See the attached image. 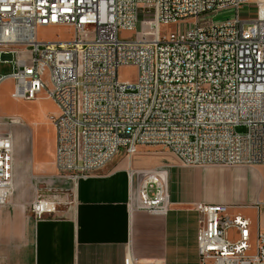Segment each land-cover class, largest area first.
<instances>
[{
    "label": "built area",
    "instance_id": "2783aa9c",
    "mask_svg": "<svg viewBox=\"0 0 264 264\" xmlns=\"http://www.w3.org/2000/svg\"><path fill=\"white\" fill-rule=\"evenodd\" d=\"M191 18L194 26L183 25ZM169 24L177 30H164ZM40 26H72L74 35L42 41ZM123 29H138L141 38L122 39ZM0 63L11 65L0 84L14 80V99L45 91L57 103L55 167L74 183L143 145L164 146L189 166L264 165V0H0ZM127 65L138 69L133 82L119 78ZM5 124L0 207L14 190L11 128L25 122L8 116ZM128 174L134 207L167 214L163 171ZM56 190L35 187V219L57 212L61 201L47 195ZM232 207L195 204L198 264H264V228ZM127 264L164 263L129 257Z\"/></svg>",
    "mask_w": 264,
    "mask_h": 264
},
{
    "label": "crops",
    "instance_id": "0c3cea01",
    "mask_svg": "<svg viewBox=\"0 0 264 264\" xmlns=\"http://www.w3.org/2000/svg\"><path fill=\"white\" fill-rule=\"evenodd\" d=\"M11 129L15 189L11 202L0 207V264H127L129 257L198 264V202L232 205L231 212L264 228V205L255 207L264 202V165L189 166L169 156L154 168L163 171L170 209L152 214L132 204L136 183L129 178L127 158L74 183L57 173L55 127L49 169L40 133L26 124ZM39 181L57 189L47 195L61 201L57 212L43 219H35L31 201L20 196Z\"/></svg>",
    "mask_w": 264,
    "mask_h": 264
},
{
    "label": "rangeland",
    "instance_id": "374dc122",
    "mask_svg": "<svg viewBox=\"0 0 264 264\" xmlns=\"http://www.w3.org/2000/svg\"><path fill=\"white\" fill-rule=\"evenodd\" d=\"M224 13L218 15L215 20L224 18ZM147 18H151V15H147ZM211 17L209 15L202 16L200 23H207ZM183 25L194 26L195 19H188ZM178 28L177 24H169L164 26V30L167 32H174ZM145 30V28H143ZM74 35V28L72 26H40L37 30V36L42 41H67L71 40ZM122 39H131L134 37L141 38V33L137 30L123 29L119 33ZM11 72V65L0 63V73L8 74ZM138 69L136 66L127 65L122 66L119 69V78L123 81L133 82L137 79ZM46 79V76H45ZM14 91V80L12 78L5 79L0 84V130L3 132L8 129V125L5 124L8 120V116H19L33 131L40 133V147L42 150V158L46 163L51 161L52 152L55 147V131L52 123V115L59 112L57 103L47 95L45 91L41 92L36 98L31 100L26 99H14L12 93ZM238 131L244 130V127H238ZM169 156L176 157L169 149L161 145H143L138 148L136 154L127 156L124 153L117 155L113 160L127 158L131 165L130 169H153L159 164L168 160ZM51 168V165L46 166ZM142 175L139 176V179ZM138 180V179H137ZM39 187H52L47 186L46 181L37 182ZM15 189V188H14ZM20 189L17 188V191ZM14 195H12L13 198ZM22 199L32 201L35 197L34 186L31 188H25L20 194ZM11 198V200H12ZM29 209V208H28ZM30 213V212H29Z\"/></svg>",
    "mask_w": 264,
    "mask_h": 264
},
{
    "label": "bare ground",
    "instance_id": "6f19581e",
    "mask_svg": "<svg viewBox=\"0 0 264 264\" xmlns=\"http://www.w3.org/2000/svg\"><path fill=\"white\" fill-rule=\"evenodd\" d=\"M55 68H62V60H55ZM13 193H14V190H13Z\"/></svg>",
    "mask_w": 264,
    "mask_h": 264
}]
</instances>
